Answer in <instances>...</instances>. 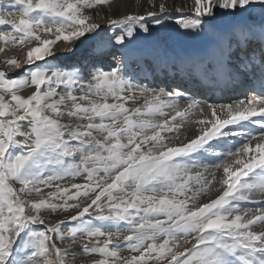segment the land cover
<instances>
[{
    "label": "snow or ice",
    "instance_id": "1",
    "mask_svg": "<svg viewBox=\"0 0 264 264\" xmlns=\"http://www.w3.org/2000/svg\"><path fill=\"white\" fill-rule=\"evenodd\" d=\"M130 5L0 0V264H264V0Z\"/></svg>",
    "mask_w": 264,
    "mask_h": 264
},
{
    "label": "bare ground",
    "instance_id": "2",
    "mask_svg": "<svg viewBox=\"0 0 264 264\" xmlns=\"http://www.w3.org/2000/svg\"><path fill=\"white\" fill-rule=\"evenodd\" d=\"M181 0H175V3L179 4ZM186 3L190 4V0H185ZM170 5L173 3V0H169ZM135 6V0H132V5ZM159 35L170 37V47L171 50L174 53L179 54L182 58L185 57L186 54H191L196 52L197 50L203 48L205 46L206 41L201 37H195V36H183L181 35V31L178 30V27L175 25V15L173 16V19H169L166 21V28L160 30ZM142 45H146V42L141 41ZM16 50L13 49L11 54H15ZM144 68V72L141 73L143 76L144 74L149 75V79L147 81H144V83L148 84L151 87H166V88H174L176 87L177 83L180 81H177V79L181 80L182 82L188 81V75L185 68H182L181 71L173 73L170 69L165 70L162 66L157 67L155 75L148 73V67L147 65H142ZM176 80V81H175ZM170 81H174V84H169ZM140 81H134V83H139ZM177 82V83H176ZM203 90L205 93L204 95H201L200 97L197 96L198 99H205L208 97H211L210 102L215 103H227L230 102L229 97L232 99H238L243 98L240 95V92L242 91L241 88H232V89H224L221 91L220 89H217L215 91H212L208 88H200L199 91ZM197 91V89H196ZM195 92V91H194ZM236 93V94H235ZM249 95L251 93H248ZM189 128L191 126H188ZM55 222V221H54Z\"/></svg>",
    "mask_w": 264,
    "mask_h": 264
},
{
    "label": "rangeland",
    "instance_id": "3",
    "mask_svg": "<svg viewBox=\"0 0 264 264\" xmlns=\"http://www.w3.org/2000/svg\"><path fill=\"white\" fill-rule=\"evenodd\" d=\"M174 81H170L169 84H174ZM24 94H28V90H25ZM236 94V93H235ZM55 221V219H53V222Z\"/></svg>",
    "mask_w": 264,
    "mask_h": 264
}]
</instances>
